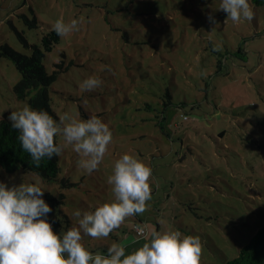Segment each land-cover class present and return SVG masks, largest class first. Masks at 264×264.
Wrapping results in <instances>:
<instances>
[{"label": "rangeland", "instance_id": "374dc122", "mask_svg": "<svg viewBox=\"0 0 264 264\" xmlns=\"http://www.w3.org/2000/svg\"><path fill=\"white\" fill-rule=\"evenodd\" d=\"M51 29L61 40L44 63L57 71L50 97L68 182L0 171V263L28 242L41 254L49 214L67 224L44 193L64 194L71 227L58 231L91 264L236 256L264 224V6L0 0V120L23 126L31 96L16 92L21 74L1 46L30 54ZM57 256L42 254L45 264Z\"/></svg>", "mask_w": 264, "mask_h": 264}, {"label": "trees", "instance_id": "16d2710c", "mask_svg": "<svg viewBox=\"0 0 264 264\" xmlns=\"http://www.w3.org/2000/svg\"><path fill=\"white\" fill-rule=\"evenodd\" d=\"M248 1L255 6H264V0ZM60 40V30L51 29L43 36L41 47L36 44L31 46L30 54L20 52L10 45L1 46L2 54L15 63L21 74V79L15 87L16 92L20 97L31 95L30 110L23 117V126L6 116L0 120V171L3 174L23 169L35 172L49 182L62 180L64 185L68 182L67 177L59 178L62 145L58 141L56 132V123L59 122V118L52 108L50 97V87L57 78V71L49 72L44 63L47 53L51 52ZM24 41L29 45L27 40ZM39 196L41 199L52 202L58 209L57 215L59 212L61 217H64L69 231L70 219L58 205L64 203V194H61L59 198L49 193ZM21 210L28 221L27 225L35 231L31 208ZM62 221L60 218H51L50 214L47 217L48 232L41 254L37 255L32 242H28L19 250L10 253L0 264H45L42 254L47 249L51 252L55 250L59 255L53 257L48 264H91L87 257H71L66 251L73 242L69 234L58 231L59 228L66 226L61 225ZM136 225L138 224L136 223L134 228ZM118 260L116 256L110 262ZM223 264H264V224L238 248L236 256L225 257Z\"/></svg>", "mask_w": 264, "mask_h": 264}, {"label": "built area", "instance_id": "2783aa9c", "mask_svg": "<svg viewBox=\"0 0 264 264\" xmlns=\"http://www.w3.org/2000/svg\"><path fill=\"white\" fill-rule=\"evenodd\" d=\"M135 230L137 231V233L139 235H144L146 233L145 229L143 227H141L140 225H136L135 226ZM27 231L31 234L34 233V231L31 229V227L29 225H27Z\"/></svg>", "mask_w": 264, "mask_h": 264}]
</instances>
